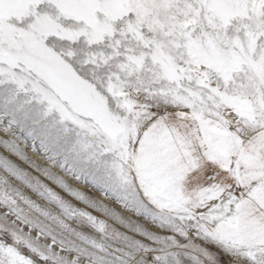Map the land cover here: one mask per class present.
I'll return each mask as SVG.
<instances>
[{
    "label": "snow or ice",
    "instance_id": "snow-or-ice-1",
    "mask_svg": "<svg viewBox=\"0 0 264 264\" xmlns=\"http://www.w3.org/2000/svg\"><path fill=\"white\" fill-rule=\"evenodd\" d=\"M0 264H264V0H0Z\"/></svg>",
    "mask_w": 264,
    "mask_h": 264
},
{
    "label": "rangeland",
    "instance_id": "rangeland-1",
    "mask_svg": "<svg viewBox=\"0 0 264 264\" xmlns=\"http://www.w3.org/2000/svg\"><path fill=\"white\" fill-rule=\"evenodd\" d=\"M0 151H2V150H0Z\"/></svg>",
    "mask_w": 264,
    "mask_h": 264
}]
</instances>
